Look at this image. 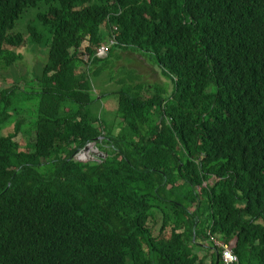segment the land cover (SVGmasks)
<instances>
[{
	"label": "trees",
	"instance_id": "1",
	"mask_svg": "<svg viewBox=\"0 0 264 264\" xmlns=\"http://www.w3.org/2000/svg\"><path fill=\"white\" fill-rule=\"evenodd\" d=\"M26 37L46 61L0 89V264H264V0H0L1 81ZM125 52L171 91L123 76L107 123L90 67Z\"/></svg>",
	"mask_w": 264,
	"mask_h": 264
},
{
	"label": "rangeland",
	"instance_id": "2",
	"mask_svg": "<svg viewBox=\"0 0 264 264\" xmlns=\"http://www.w3.org/2000/svg\"><path fill=\"white\" fill-rule=\"evenodd\" d=\"M21 29V28H20ZM25 45L14 49L15 52L20 53L22 55V60L18 62L12 70L4 75L5 80H0V89H6L12 86L14 83H18L19 87L24 88L25 81L24 77L26 75L34 74L36 75L40 72L44 63V53L40 52L38 48L32 46L28 42V37L25 38ZM118 52V51H117ZM116 54H111L105 59L98 61L96 64H93L90 67V85L92 90H94L97 96H101L105 98V96L113 91L119 89L118 80H120L123 76L125 78L137 79V82L145 84L147 87L149 85H156L165 87V92L170 93L171 91V82L167 77H164L159 68L152 64L146 57L141 53L136 52H125L124 54H120L118 57ZM141 56H145V59ZM83 60L84 56L81 54L80 56ZM46 59L44 60V62ZM148 91L151 92L148 88ZM147 95L146 93H144ZM116 108L114 101L110 98H105L100 102L99 111L97 115L103 116L107 115V110H113ZM105 121L109 123L112 119L111 114L109 113L106 117H104ZM102 119V120H103ZM105 126V123L103 124ZM12 132V126L5 128L1 134L7 135ZM17 143L19 144L20 151H29L30 148L28 144V139L25 135L19 134L16 136ZM94 142H90L87 145L90 147L96 148V144ZM94 151V150H93ZM85 156V158L95 157L92 153H83L80 156ZM86 160V159H85ZM206 255L204 253L201 254V257Z\"/></svg>",
	"mask_w": 264,
	"mask_h": 264
},
{
	"label": "built area",
	"instance_id": "3",
	"mask_svg": "<svg viewBox=\"0 0 264 264\" xmlns=\"http://www.w3.org/2000/svg\"><path fill=\"white\" fill-rule=\"evenodd\" d=\"M116 42L114 40H109L108 44L105 46H101L98 49V52L96 53V57L98 58H104L107 56L109 52L110 46L114 45ZM217 246H221V244L216 243ZM229 257H234V259H229ZM223 260L225 264H238V258L234 255L231 248H226L224 254H223Z\"/></svg>",
	"mask_w": 264,
	"mask_h": 264
},
{
	"label": "water",
	"instance_id": "4",
	"mask_svg": "<svg viewBox=\"0 0 264 264\" xmlns=\"http://www.w3.org/2000/svg\"><path fill=\"white\" fill-rule=\"evenodd\" d=\"M94 144V143H93ZM82 153H92L93 155H95V157L93 158V157H87L86 158V160L87 161H101V160H103L105 157H106V154H102V153H100V152H98V150L96 149V148H94V151H90V149H89V145H86L85 147H84V149L81 151ZM237 241V240H236Z\"/></svg>",
	"mask_w": 264,
	"mask_h": 264
},
{
	"label": "clouds",
	"instance_id": "5",
	"mask_svg": "<svg viewBox=\"0 0 264 264\" xmlns=\"http://www.w3.org/2000/svg\"><path fill=\"white\" fill-rule=\"evenodd\" d=\"M229 259H234V257H229Z\"/></svg>",
	"mask_w": 264,
	"mask_h": 264
},
{
	"label": "crops",
	"instance_id": "6",
	"mask_svg": "<svg viewBox=\"0 0 264 264\" xmlns=\"http://www.w3.org/2000/svg\"><path fill=\"white\" fill-rule=\"evenodd\" d=\"M93 92H94V90H93ZM95 93V92H94ZM98 97H101V96H98ZM104 100V99H103Z\"/></svg>",
	"mask_w": 264,
	"mask_h": 264
}]
</instances>
